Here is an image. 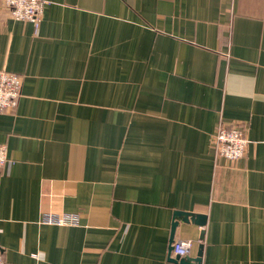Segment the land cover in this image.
<instances>
[{
  "label": "crops",
  "instance_id": "0c3cea01",
  "mask_svg": "<svg viewBox=\"0 0 264 264\" xmlns=\"http://www.w3.org/2000/svg\"><path fill=\"white\" fill-rule=\"evenodd\" d=\"M1 69L23 78L0 113L6 264H264V0H47L38 26L1 4Z\"/></svg>",
  "mask_w": 264,
  "mask_h": 264
},
{
  "label": "built area",
  "instance_id": "2783aa9c",
  "mask_svg": "<svg viewBox=\"0 0 264 264\" xmlns=\"http://www.w3.org/2000/svg\"><path fill=\"white\" fill-rule=\"evenodd\" d=\"M10 9L12 17L31 21L39 25L47 0H2ZM23 78L14 72L5 69L0 70V113L14 108L21 96ZM249 138L244 129L222 123L214 136V144L217 153L228 159H238L246 151ZM9 160L7 147L0 144V166ZM44 221L48 223H74L76 215L71 214H46ZM192 241L189 239H177L171 243L170 254L176 260L187 259L192 252ZM0 264H6L0 248Z\"/></svg>",
  "mask_w": 264,
  "mask_h": 264
},
{
  "label": "water",
  "instance_id": "95a60500",
  "mask_svg": "<svg viewBox=\"0 0 264 264\" xmlns=\"http://www.w3.org/2000/svg\"><path fill=\"white\" fill-rule=\"evenodd\" d=\"M190 214V213H189ZM201 219H198V223L203 224V216H200Z\"/></svg>",
  "mask_w": 264,
  "mask_h": 264
},
{
  "label": "trees",
  "instance_id": "16d2710c",
  "mask_svg": "<svg viewBox=\"0 0 264 264\" xmlns=\"http://www.w3.org/2000/svg\"><path fill=\"white\" fill-rule=\"evenodd\" d=\"M1 4H3L4 6H6L3 2H2V0H0V6H1ZM7 7V6H6Z\"/></svg>",
  "mask_w": 264,
  "mask_h": 264
}]
</instances>
